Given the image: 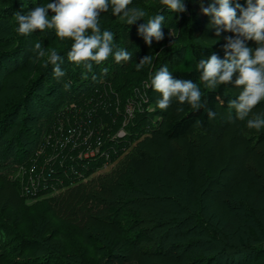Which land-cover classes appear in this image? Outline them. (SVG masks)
Segmentation results:
<instances>
[{
  "label": "rangeland",
  "instance_id": "1",
  "mask_svg": "<svg viewBox=\"0 0 264 264\" xmlns=\"http://www.w3.org/2000/svg\"><path fill=\"white\" fill-rule=\"evenodd\" d=\"M186 1V11L172 13L160 0H132L147 15L131 26L114 16L111 7L101 13V30L113 33L114 51L123 48L132 58L117 63L112 55L99 65L92 62L93 67L88 71L68 61L67 53L73 41L61 40L54 29L36 30L29 35L18 33L17 12L27 14L52 0H34L23 9L16 7L13 0H0V167L10 179L22 180L23 173L18 169L19 165L25 166L21 162L27 154L30 162L46 158L44 165L37 164V170L47 173L67 158L86 156L83 152L88 148L100 146V142L96 144L97 138L88 142L97 126L103 130L100 137L108 145L106 148L115 152L122 144L119 148L123 150L113 162L105 163L83 182L94 178L88 186L98 189L97 196L102 200L96 199L93 203L104 219L109 218V206H118L121 211L117 223L104 225L105 243L118 244L122 241L121 234L125 236L128 230L134 231L130 237L133 243L139 240L129 252L126 245L116 246L117 257L109 255L106 264H264L259 262V257L264 256V241L260 239L256 215L246 203L257 189L263 190L264 195V127L247 128V119L264 116V101L244 121L237 119L235 110H230L232 117L225 124L217 121L216 125L204 127L197 123L182 138L173 140L176 159L171 174L164 171L165 155L152 136L162 134L165 124L174 117V109L185 105L173 98L167 110H160L156 104L160 94L146 85H150L160 68L166 66L171 72L179 65L192 44L188 36L191 24ZM237 3L247 7L246 0H231L232 7ZM156 14L165 16L161 27L164 39L159 42L153 39L148 45L138 28ZM240 14L237 8V17ZM51 15L49 12V18ZM211 20L197 43L210 56L215 54L224 59L227 38L235 39L236 34L221 30L217 36ZM37 42L46 53L55 49L62 56L59 66L65 73L63 77L54 76L53 65L46 66L47 56L37 58L34 52ZM245 43L250 48L257 47L254 41ZM148 55L152 63L137 70V64ZM44 73L48 75L46 81L41 79ZM66 84L69 87L65 88ZM19 96L27 104H19L20 110L10 107L8 102ZM93 110L104 111L108 116L102 115L97 117L98 121L91 122L92 115L87 114ZM78 121L88 122L84 131ZM132 125L137 126L132 129L133 140L128 142L124 136ZM115 135L119 138L116 143ZM106 148L104 151L110 153ZM136 159L143 164L141 167L135 163ZM15 169L18 172H13ZM124 182L131 185L125 186L127 190L122 185ZM105 188V192L99 193V189ZM0 196L2 218L9 226L4 237L0 236V244L12 242L7 245L8 250L20 242L18 235L28 239L34 230H45L46 226L41 227L44 216H54V210H70L64 197L49 199L45 198L47 194L26 200L14 187L9 189L1 183ZM38 200L46 202L36 203ZM3 220L0 218V225ZM228 222L233 223L231 232L227 230ZM160 223L163 226L158 227ZM96 227L101 230L98 225H93L91 230L97 232ZM240 239L252 248L244 249ZM224 248L228 250L226 253H222ZM2 252L0 264L47 259L38 245L27 247L25 255L19 257ZM60 260L53 258L49 264H65ZM94 261L89 259L86 263Z\"/></svg>",
  "mask_w": 264,
  "mask_h": 264
},
{
  "label": "trees",
  "instance_id": "2",
  "mask_svg": "<svg viewBox=\"0 0 264 264\" xmlns=\"http://www.w3.org/2000/svg\"><path fill=\"white\" fill-rule=\"evenodd\" d=\"M13 2H15L16 7H19V9H23L29 4L34 3V0H13ZM139 5L140 4L138 2H133L131 5H129V7L135 6L141 8ZM210 5H212V0L186 1L187 12L190 16L191 24L188 30V36L190 41H192V44L186 49L182 62L171 70L174 78L181 80H191L193 83L197 84L202 93L201 103L204 106L198 110H195L192 109L190 105L185 103V105L181 108L183 109V111L180 112L177 111L178 107H176L174 109V117L171 121L165 124L163 133L160 135H152L153 138L156 139L158 145L161 147L165 155L163 159V167L165 169L164 171H167L166 173L169 174H171L176 159V151L173 145V140L182 138L197 123L204 127H210L214 124L216 125L217 121H220L224 124L226 121H230V117H232L230 114V110L235 109L229 108L228 103L230 100L236 99L240 91H242L241 88H237L234 86V82L238 76V73L233 76L232 83L220 85L216 88H205L203 82L199 79L201 72L197 70V63L200 60H207L211 57L209 55V52L197 43V40L200 39L205 33L208 27V22L212 18L208 15H205L202 9L209 7ZM43 75L41 76V79H43V81H46L48 79V75L47 73L45 74L46 76L44 75L45 77ZM38 89L41 88L39 87ZM94 91L95 90H93L92 92V97H94V95L96 94ZM19 104H27L23 96H19L16 100H11L10 102H8V105L10 107L14 106L15 109L20 110L22 108V105L19 107ZM82 104L83 103H80V105ZM208 110L214 112L215 116L212 118H208ZM89 113L90 114H87V116L92 115V118L89 116V120L91 122H94V119L98 121L97 117H101L102 115L108 116L106 115L108 113L104 111L94 112L93 110L89 111ZM80 114V116L83 115L82 113ZM114 114V116H117L116 113ZM73 121L74 119L71 120V122ZM78 123H80V126L82 125V131H84L85 127H87L88 125V122L78 121ZM97 124L99 125L100 123L97 122ZM98 127L99 126H97V128ZM135 127L133 125L130 126V130L129 132H127V136H124L128 138V142L131 139L133 140V135L135 133L132 132V129ZM97 128H95L96 130L94 129L95 131L93 130V132L91 133V137L88 138V142L92 141V139L94 140V138H97L98 142H96V144L99 142L101 143L100 146L98 145L96 146V148L95 145L92 146V149L94 151H97L96 155L94 156H71L64 160L62 164L59 163L57 164V166L51 168L52 171H48L49 173H44L43 171L40 172L39 170H37V166L40 164L41 166L44 165L46 158L37 157L39 160L37 161V163H35L33 161L30 162L31 159L28 158L29 156L26 154L24 160H22L21 162L25 165V172L23 175L24 181L17 178V180L15 181L10 179L8 173L4 172L0 167V183L2 185H7L9 189H11V187H14L15 190L19 191L22 198L27 200L34 197H41L47 194L49 196H46L45 198L49 199L64 197L65 202L69 203L67 208L70 209L64 212H56L54 210V216L51 214L49 216L45 214L46 216H44L42 220V223L44 225L41 224L42 228L46 226L45 230H40L41 228H39V230H34L30 234L29 232H26L29 234L27 236L28 239L26 238V236H21V234L20 236L18 235L20 242L17 245L19 246L15 245L13 246V248H10L8 250L6 247L12 242L0 244V250H3V254L5 252V255H7L8 253H14L15 257L24 256V250L27 247L31 245H38L43 248L44 253H46L45 256L47 259L45 261L39 259L31 263L21 261V264H44L47 262V264H49L51 259L57 257L62 259L60 261L65 264H85L86 262H89V259L95 260L93 264H106V260L108 262L111 256L117 257L115 256L117 253L116 246H118L119 244L126 245V250L128 252L130 250H133L134 246L138 244L139 240L134 241L133 243L130 239L132 233L134 232L133 230H128L125 236L121 234L122 241L120 240L121 242H117L118 244L110 245L105 243L104 239L106 238H104L105 235H103L102 233L104 230V225H108V223H117V217L121 215V211L118 206H109V218L108 220L104 219L99 214V210L95 209L96 205L93 203V200H102V198H98L97 196L98 189L94 186H88V184H90L91 181L94 180V178L93 180H90V182L87 181L85 184L83 183L89 178L91 174H93L98 168H101L105 163H109L110 161L113 162V160L118 157L123 150V148H119V146H121L122 144L117 146L118 148H116L115 152L111 151L110 148H106L108 145L106 144V142L104 143L102 141V136L100 135V133H103V130H99ZM118 139V136L115 135L114 142H118ZM82 142L85 141L82 140ZM110 142H108L109 145L113 144V142L111 144ZM79 143H81V141ZM126 144L127 142H125V145ZM105 148L107 150H110L111 152H105ZM90 150L91 148H88V150L84 151L83 154L90 152ZM27 160L28 162H26ZM135 163L138 164L139 167L143 165L139 159H136ZM47 167L48 166H46V168ZM16 171L17 169H15L13 172ZM41 173L46 176H50L47 177V179L51 184L47 188H43L45 180L44 178H42L40 179L42 188L38 187V190L36 192L27 193L23 185L25 183L30 184V180L37 177L39 174L41 175ZM122 185L124 187L131 186L126 182H124ZM55 189L62 190L55 194ZM127 189L128 188H126V190ZM105 190L106 188L102 190L99 189V193L105 192ZM263 197V190L257 189L249 195L246 203L247 206L251 209L252 213L256 215L255 221L259 228L260 239L264 241ZM44 201L45 200H38L36 203H44ZM2 211L0 210V218L3 220ZM50 217H52L53 220ZM93 225H98L99 228L101 227V230L96 227L97 232H93L91 230ZM160 226H163V223L158 224V227ZM7 228H9V226L6 223V220H3L0 225L1 237H4V234L8 232ZM227 230L229 232L233 230L232 222H228ZM239 244L247 250L252 248L249 243H246L242 239H240ZM227 251L228 250L224 248L222 253H226ZM92 254L94 255L91 257ZM259 258V262H264V256L262 258ZM12 259L14 260L15 258Z\"/></svg>",
  "mask_w": 264,
  "mask_h": 264
},
{
  "label": "clouds",
  "instance_id": "3",
  "mask_svg": "<svg viewBox=\"0 0 264 264\" xmlns=\"http://www.w3.org/2000/svg\"><path fill=\"white\" fill-rule=\"evenodd\" d=\"M172 13L186 11L184 0H160ZM247 7L242 8L239 3L231 6V0H216V4L203 8L205 15L212 17L211 24L217 28V36L221 30L236 34V38H227L224 46L225 57L220 59L213 54L207 60H200L196 67L201 72L199 79L205 88H216L220 85L232 83L233 76L238 73L234 86L241 88L238 97L230 100L228 107L235 109L237 119L244 121L252 110L264 101V0H246ZM132 0H52L46 5L37 6L27 14L16 13L18 22L17 31L21 35H29L36 30L54 29L61 40L73 41L67 53L68 61L77 66H83L91 71L93 63L97 65L114 55L117 63L129 61L131 53L123 48L114 51V36L109 30H101L100 15L111 7L112 14L131 26L139 20H144L146 11L139 7H129ZM237 8L240 15L237 17ZM49 12L53 13L49 18ZM165 21L163 14H156L141 24L138 33L145 43L151 45L152 40L157 42L164 39L161 30ZM90 33V34H89ZM254 41L255 49L246 46L245 41ZM37 58L47 56V64L54 66V76L59 78L65 75L59 66L63 58L55 49L46 51L41 43L34 44ZM152 63L151 56H145L137 64V70L145 64ZM107 69H105V72ZM150 86L160 94L156 102L160 110H167L173 98L180 105L187 103L192 109L198 110L204 105L201 103L202 93L196 83L191 80H181L173 77L168 68L162 67L152 77ZM69 85H65V88ZM177 111H183L177 108ZM208 118L215 113L208 110ZM264 127V116L256 115L247 119V128L259 130Z\"/></svg>",
  "mask_w": 264,
  "mask_h": 264
},
{
  "label": "built area",
  "instance_id": "4",
  "mask_svg": "<svg viewBox=\"0 0 264 264\" xmlns=\"http://www.w3.org/2000/svg\"><path fill=\"white\" fill-rule=\"evenodd\" d=\"M79 126H80V123L78 124ZM82 126V125H81ZM72 131V130H71ZM96 153H97V151H94L93 149H91L90 150V152H87L86 153V157L87 156H94V155H96ZM73 165V164H72ZM71 165V166H72ZM19 166H21V168H19L18 170H20L21 169V171H22V173H23V175H24V172H25V169H24V167L25 166H23V165H19ZM18 166V167H19ZM74 166V165H73ZM50 171H52V170H49V172ZM18 172V171H17ZM48 172V173H49ZM48 175V174H47ZM47 177H50L49 175L48 176H46V175H44V174H42L41 173V175L39 174L37 177H35V178H33V179H31L30 180V184H28V183H25L24 185H23V187H24V189L27 191V193H30V192H32V193H34V192H36L38 189V187H41L42 186V184L40 183V179H42V178H44V180H45V183H44V185H43V188H47L51 183L49 182V180L47 179ZM22 180L24 181V179H23V177H22ZM23 183V182H22ZM42 188V187H41Z\"/></svg>",
  "mask_w": 264,
  "mask_h": 264
}]
</instances>
